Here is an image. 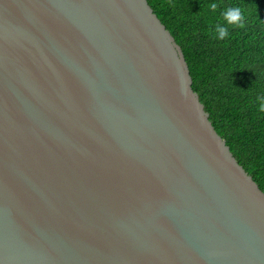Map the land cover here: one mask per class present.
Instances as JSON below:
<instances>
[{"label":"water","instance_id":"1","mask_svg":"<svg viewBox=\"0 0 264 264\" xmlns=\"http://www.w3.org/2000/svg\"><path fill=\"white\" fill-rule=\"evenodd\" d=\"M0 264H264V193L147 0H0Z\"/></svg>","mask_w":264,"mask_h":264},{"label":"trees","instance_id":"2","mask_svg":"<svg viewBox=\"0 0 264 264\" xmlns=\"http://www.w3.org/2000/svg\"><path fill=\"white\" fill-rule=\"evenodd\" d=\"M147 2L181 48L192 89L216 133L264 193V117L253 103L264 93V0H215L211 15L205 5L212 0ZM226 5L244 9L247 23L218 40L212 29Z\"/></svg>","mask_w":264,"mask_h":264},{"label":"clouds","instance_id":"3","mask_svg":"<svg viewBox=\"0 0 264 264\" xmlns=\"http://www.w3.org/2000/svg\"><path fill=\"white\" fill-rule=\"evenodd\" d=\"M217 7L215 0L205 5L209 15L214 14ZM246 23L247 16L244 9L237 5H226L222 13V22L215 23L212 30L216 39L224 40L228 36L230 28H244ZM209 24L211 26L212 22L209 21ZM253 103L255 105V113L264 117V93L257 94Z\"/></svg>","mask_w":264,"mask_h":264}]
</instances>
